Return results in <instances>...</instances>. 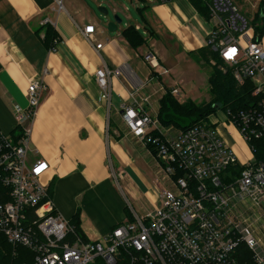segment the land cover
<instances>
[{
	"label": "crops",
	"instance_id": "1",
	"mask_svg": "<svg viewBox=\"0 0 264 264\" xmlns=\"http://www.w3.org/2000/svg\"><path fill=\"white\" fill-rule=\"evenodd\" d=\"M232 1L251 22L264 2ZM115 17L121 22L109 32ZM88 26L94 27L92 44L82 35ZM213 26L189 0H0V131L11 134L12 107H25L28 84L42 82L28 161L47 163L40 184L56 212L75 222L87 241H98L159 206L166 183L153 151L123 123L121 107L130 105L132 96L147 99L142 110L157 118L167 90L178 91L174 98L186 94L184 89L189 93L191 53L205 48ZM244 37L242 45L250 34ZM149 55L158 68L145 61ZM100 68L120 71L108 80L109 106L98 101L95 72ZM162 129L165 138L179 131L172 125ZM216 131L240 162L249 160L222 130ZM256 235L264 243L262 227Z\"/></svg>",
	"mask_w": 264,
	"mask_h": 264
},
{
	"label": "built area",
	"instance_id": "2",
	"mask_svg": "<svg viewBox=\"0 0 264 264\" xmlns=\"http://www.w3.org/2000/svg\"><path fill=\"white\" fill-rule=\"evenodd\" d=\"M200 1L214 21L205 47L231 68L238 84L252 86L250 107L236 114L224 112L248 145L251 159L240 162L216 131L218 122L210 123L213 115L209 124L165 138L158 119L141 108L147 99L132 96L131 104L121 107V119L136 139L150 145L166 187L159 191V206L152 212L134 215L98 241H83L56 212L48 189L40 184L47 163L41 158L28 161L30 124L44 89L42 82L32 81L26 106L12 107L20 136L0 131V182L7 190L3 197H8H0V234L14 249L22 247L32 254L31 261L22 264H264V243L256 235L257 228L264 231V163L254 157V143L264 141L262 36L232 0ZM93 31V26L82 31L89 44ZM246 34L250 37L242 45ZM101 47L97 44L95 49ZM145 61L152 69L159 67L151 55ZM119 74L96 70L100 103L109 106L108 80ZM171 94L178 91L172 89ZM245 250L250 263L241 261Z\"/></svg>",
	"mask_w": 264,
	"mask_h": 264
},
{
	"label": "trees",
	"instance_id": "3",
	"mask_svg": "<svg viewBox=\"0 0 264 264\" xmlns=\"http://www.w3.org/2000/svg\"><path fill=\"white\" fill-rule=\"evenodd\" d=\"M190 3L201 17L205 20L210 19L208 8L203 2L196 0L190 1ZM257 23L260 26H257ZM252 24L256 25L254 27L258 35L262 36L264 32V2L260 3L259 12L253 19ZM43 27H46V25ZM130 29H127L126 32ZM191 56L199 68L207 73L210 98L208 101L198 104L190 100L180 103L172 96L171 91L167 90L160 101L161 108L157 115V119L162 126L172 125L179 131H184L195 125H200L202 118H208L218 110L236 114L254 103V98L251 96L252 86L250 82H245L242 85L238 84L233 79L232 70L229 67L226 73L220 72L219 67L223 66V62L217 53L205 47L196 52H192ZM11 136L14 138L20 136L18 129H13ZM254 145L256 147V152L254 153L255 160L264 163V141H256ZM148 148L151 149L150 145H148ZM6 191V188L0 182V197L2 200L8 201V197L7 199L3 197L4 194L6 195ZM70 225L74 227L75 234L81 240L87 241L82 236L75 222H70ZM31 259L32 254L28 250L22 247L14 249L7 243L2 234H0V264H22L30 262ZM250 259V253L246 250L243 251L241 261L250 263Z\"/></svg>",
	"mask_w": 264,
	"mask_h": 264
},
{
	"label": "rangeland",
	"instance_id": "4",
	"mask_svg": "<svg viewBox=\"0 0 264 264\" xmlns=\"http://www.w3.org/2000/svg\"><path fill=\"white\" fill-rule=\"evenodd\" d=\"M110 13V12H109ZM130 14H133V10L130 11ZM109 15V14H108ZM256 24V22H255ZM255 24H252L253 26ZM256 26V25H255ZM257 26H260L259 23H257ZM245 40V37H241V41L243 42ZM264 34L262 37V45L264 47ZM193 65L189 67V75L187 76L189 78V93L184 89L185 93H180L179 96L176 98L178 101L180 100H190L194 103H201L206 102L210 98V89L208 84V76L207 73H205L203 70L199 68V66L193 61ZM213 65H215L214 62H212ZM228 66L224 65L219 67V71L222 73H226L228 71ZM210 72V70H208ZM210 117V116H209ZM218 122L216 128L219 130H222L225 133V136L228 138L229 142L234 144V146L242 153L243 157L251 159V154L249 152V147L246 144V142L242 139L241 135L237 131V129L227 121L226 116L223 111L218 110L215 112L213 116L210 118V123H216ZM201 124H209L208 118H202L200 121ZM2 132L3 129H1ZM7 132H4V134H7ZM224 135V134H223ZM41 183V180H39ZM116 181V180H115ZM42 184V183H41ZM116 185V188L118 190L121 189V186L118 182H114ZM127 207V203L125 204ZM99 263L100 260H97Z\"/></svg>",
	"mask_w": 264,
	"mask_h": 264
},
{
	"label": "water",
	"instance_id": "5",
	"mask_svg": "<svg viewBox=\"0 0 264 264\" xmlns=\"http://www.w3.org/2000/svg\"><path fill=\"white\" fill-rule=\"evenodd\" d=\"M98 11L101 12V13H103V14H106V10L104 8H99ZM120 22H121V20L118 17H115L114 18V22L113 23H110L107 26L108 31L109 32H115L116 26H117V24H120Z\"/></svg>",
	"mask_w": 264,
	"mask_h": 264
}]
</instances>
